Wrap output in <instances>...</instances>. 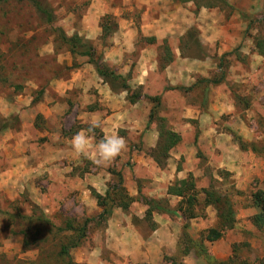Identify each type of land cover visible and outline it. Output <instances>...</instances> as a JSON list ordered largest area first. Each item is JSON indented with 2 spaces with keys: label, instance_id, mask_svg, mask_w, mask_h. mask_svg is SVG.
I'll return each mask as SVG.
<instances>
[{
  "label": "rangeland",
  "instance_id": "rangeland-1",
  "mask_svg": "<svg viewBox=\"0 0 264 264\" xmlns=\"http://www.w3.org/2000/svg\"><path fill=\"white\" fill-rule=\"evenodd\" d=\"M42 1L51 24L31 2L0 3V126L11 123L0 134V264H68L62 247L81 229L73 264H260L264 227L253 218L264 191V0ZM62 35L80 39L76 50ZM125 35L134 45L122 57ZM93 61L143 98L130 103ZM93 120L101 125L94 143L113 134L126 141L105 167L71 148ZM164 131L181 136L168 156ZM190 174L199 206L186 235L182 200L168 189ZM119 175L134 202L100 220L98 197ZM213 183L232 198L237 225L210 243L203 236L216 212L202 190ZM145 201L157 203L150 217Z\"/></svg>",
  "mask_w": 264,
  "mask_h": 264
},
{
  "label": "trees",
  "instance_id": "trees-1",
  "mask_svg": "<svg viewBox=\"0 0 264 264\" xmlns=\"http://www.w3.org/2000/svg\"><path fill=\"white\" fill-rule=\"evenodd\" d=\"M24 2L28 1L31 2L40 13L41 17L44 18L48 23H53L54 17L53 13L47 7V5L42 0H0V3H10V2ZM63 42L72 46L73 49L76 50V46L80 42V39L75 36L73 38H68L67 36L62 35ZM257 47L259 52L264 55V40H259L257 42ZM84 56H88L91 58L92 55L90 52L83 53ZM94 62V61H93ZM97 74L99 77L103 79L104 82L109 83L111 85H115L120 83V89L124 90L128 94V100L130 103H138L143 96L141 94L133 93L132 87L127 83V79L117 75L115 72L102 67L100 62H94ZM150 101L153 103H159L160 98H149ZM154 117V112L150 116V120ZM11 123L9 120H4L3 124L0 126V134L7 129H9ZM164 144L161 145V154L168 156L169 151L175 148L181 142V136L173 133L171 131H164ZM241 142V141H240ZM241 147H243L242 143ZM214 180V179H213ZM215 182V180H214ZM204 194V206L206 208H213L216 212V219L217 225L215 228L210 229L205 237L203 236L204 240L210 243L217 242L221 240L228 231H232L235 229L237 225V218H236V211L235 206L232 201V198L228 195L218 191L214 185V183L206 189L202 190ZM168 195L176 196L181 198V202L179 205V210L182 212L181 216L186 221L184 225V231L187 235L191 225L190 221L197 218L196 215V208L199 206L198 196L199 192L196 189V185L194 182V177L192 174L189 175V178L181 181H177L175 185L169 187ZM101 205L105 207V211L98 217L100 220L108 221L110 216L112 215V209H114L115 205L121 208L123 211L128 212L131 205L133 204L134 200L129 197L123 187V179L119 175V183L115 185L111 190L107 192L106 198L98 197ZM117 198H120L121 203L116 204ZM255 201L254 205L260 209V212L253 218V224L257 228L264 227V191H258L254 196ZM107 199V202H106ZM110 202L112 205L107 209V203ZM145 204L149 207L146 216L150 217L152 215V207L154 204L157 203L153 201H145ZM186 205V207H185ZM86 229H81L79 231V236L72 246H63L62 247V254L67 256L69 259L68 264H73L70 260L71 250L79 246L81 241L86 237L85 235ZM191 249L185 251V254L188 255ZM202 252H205L204 246L201 247ZM260 264H264V259L261 261Z\"/></svg>",
  "mask_w": 264,
  "mask_h": 264
},
{
  "label": "clouds",
  "instance_id": "clouds-1",
  "mask_svg": "<svg viewBox=\"0 0 264 264\" xmlns=\"http://www.w3.org/2000/svg\"><path fill=\"white\" fill-rule=\"evenodd\" d=\"M101 125L91 121L88 127L81 129L71 138V148L74 153L92 161L96 166L105 167L111 164L126 149L125 138L119 135H107L95 141V130Z\"/></svg>",
  "mask_w": 264,
  "mask_h": 264
},
{
  "label": "crops",
  "instance_id": "crops-1",
  "mask_svg": "<svg viewBox=\"0 0 264 264\" xmlns=\"http://www.w3.org/2000/svg\"><path fill=\"white\" fill-rule=\"evenodd\" d=\"M118 44V43H117ZM133 40H131V37L128 38V36L125 35V40H121L119 42V44L117 45V55L118 54H121L122 57L125 56V54L131 52L132 48H133ZM125 47V48H123ZM115 49V48H114ZM126 69L130 70L129 67H127V65L125 66ZM127 72V71H126ZM123 74V73H122ZM103 83V82H102ZM99 93L102 94L103 90L105 92H107L109 94V91L108 89H105V88H102L101 84L99 85ZM47 107L43 105H41V107H39V111L38 112H41V114H43L47 120L50 119V116H52L53 113H51L50 111L46 110ZM182 173V172H181Z\"/></svg>",
  "mask_w": 264,
  "mask_h": 264
}]
</instances>
